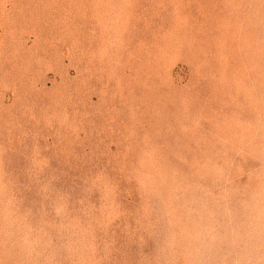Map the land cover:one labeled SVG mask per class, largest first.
I'll return each mask as SVG.
<instances>
[{"label":"rangeland","instance_id":"rangeland-1","mask_svg":"<svg viewBox=\"0 0 264 264\" xmlns=\"http://www.w3.org/2000/svg\"><path fill=\"white\" fill-rule=\"evenodd\" d=\"M0 264H264V0H0Z\"/></svg>","mask_w":264,"mask_h":264}]
</instances>
